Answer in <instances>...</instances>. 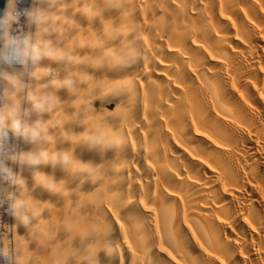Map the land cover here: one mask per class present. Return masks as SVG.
<instances>
[{"label":"bare ground","instance_id":"bare-ground-1","mask_svg":"<svg viewBox=\"0 0 264 264\" xmlns=\"http://www.w3.org/2000/svg\"><path fill=\"white\" fill-rule=\"evenodd\" d=\"M48 3L43 38L72 61L44 58L50 75L28 78L58 100L44 114L23 102L48 139L8 145L97 175L6 162L25 184L5 191L42 211L33 235L9 231L12 215L6 225L21 264H85L101 246L116 251L101 248L98 264H264V0ZM54 74L75 90L53 87ZM88 134L119 146L90 151L78 143Z\"/></svg>","mask_w":264,"mask_h":264},{"label":"clouds","instance_id":"clouds-1","mask_svg":"<svg viewBox=\"0 0 264 264\" xmlns=\"http://www.w3.org/2000/svg\"><path fill=\"white\" fill-rule=\"evenodd\" d=\"M17 2L18 0H8V7L0 16V45H2L0 47V183L7 182L9 186H16L18 192L19 187L25 184L24 179L6 164V160H10L21 167L26 166L32 169L49 163L53 166L60 165L73 175L82 174L94 180L97 175L95 168H92V172L72 171L69 162L61 154H57L55 159H52L49 154L50 158L45 159L42 155L44 151H17L15 145L11 147L8 145L10 135L31 145L37 144L42 139H48L47 136L43 135L48 129L45 128L41 120H36L34 123L26 122L25 117L29 113L23 107V102L26 101L31 105L32 112L44 114L52 113L57 107L56 102L58 100L52 93H42L40 90L28 91L30 88L28 78L31 77L39 81L50 75L49 69L38 67L44 58L55 61H72V55L69 52L57 51L51 40L43 38V34L49 32L45 25L52 21L48 0H33V7L23 11L16 8ZM21 16L26 18L29 27L35 28L34 32L12 34V25L18 24ZM52 30L61 32L63 29L57 25ZM106 62L112 68L124 67L129 63L121 58L118 62H112L111 58H108ZM5 64L9 67L21 65L23 70L10 72L3 67ZM33 68L35 70H32ZM50 84L57 89L64 88L70 92L75 90L72 78L63 80L53 78L50 80ZM48 87V84L41 85L42 89ZM21 94H25L23 100L20 99ZM78 143L90 151H103L119 146L117 143H109L106 137L100 138L90 134ZM71 159L75 160L73 155H71ZM20 181H23V184ZM42 186L46 190L52 191L47 185L42 184ZM5 200L9 204V214L17 221L9 231L14 233L16 228L22 225L30 235H33L37 227L33 221L39 218L42 213V211L37 210L38 205L35 208H30L27 204L22 203L23 199L19 198L17 192H6L0 188V205H3ZM17 236L19 235H16L15 238ZM18 244L16 239L14 242L9 241L6 234H0V258L6 260L8 264H21L23 248ZM101 248L109 254L116 251L113 246H101L99 250ZM98 251L94 257L86 259L85 264H92L93 261L98 264Z\"/></svg>","mask_w":264,"mask_h":264},{"label":"built area","instance_id":"built-area-1","mask_svg":"<svg viewBox=\"0 0 264 264\" xmlns=\"http://www.w3.org/2000/svg\"><path fill=\"white\" fill-rule=\"evenodd\" d=\"M18 5L16 8L20 11H23L25 9H30V0H18ZM28 31V24L26 22V18L24 16H21L20 21L18 24H13L11 32L13 35H17L20 33H26ZM2 47V45H0ZM9 145V147H11ZM6 162H10V160H6ZM10 165V163H9ZM9 184L7 182L0 183V188L4 189V187H8ZM8 201L5 200V203L3 205H0V234H4V231L6 230V225L8 224V220L10 219V214L8 213ZM1 260V259H0ZM2 263V262H1Z\"/></svg>","mask_w":264,"mask_h":264},{"label":"water","instance_id":"water-1","mask_svg":"<svg viewBox=\"0 0 264 264\" xmlns=\"http://www.w3.org/2000/svg\"><path fill=\"white\" fill-rule=\"evenodd\" d=\"M7 0H0V16L4 14Z\"/></svg>","mask_w":264,"mask_h":264},{"label":"rangeland","instance_id":"rangeland-1","mask_svg":"<svg viewBox=\"0 0 264 264\" xmlns=\"http://www.w3.org/2000/svg\"><path fill=\"white\" fill-rule=\"evenodd\" d=\"M52 77H54V78H55V77H57V76L54 74Z\"/></svg>","mask_w":264,"mask_h":264}]
</instances>
